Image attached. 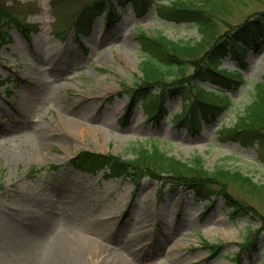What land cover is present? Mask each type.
I'll use <instances>...</instances> for the list:
<instances>
[{
	"label": "rangeland",
	"instance_id": "obj_1",
	"mask_svg": "<svg viewBox=\"0 0 264 264\" xmlns=\"http://www.w3.org/2000/svg\"><path fill=\"white\" fill-rule=\"evenodd\" d=\"M2 1L29 33L12 24L5 28L10 40L0 49V264H47L50 245L65 222L94 241L73 264H117L111 261L114 253L129 264H264V228L257 224L264 218L263 197L229 184L228 194L257 214L232 219L221 197L207 208L206 197L166 179L144 177L135 183L129 177L109 178L107 171H78L72 162L86 152L129 160L135 148L156 142L181 162L199 157L208 171L223 167L264 184V145L225 132L252 101L255 84L264 82V43L241 51V60L227 57L217 66L242 76L239 89L194 83L205 92L185 84L193 69L188 64L177 94L166 96L165 111L148 120L146 111L155 106L146 95L126 116L129 95L141 78L136 32L191 44L200 39L194 24L159 13V4L174 0H60L56 8L53 0ZM93 1H99V9ZM107 2L115 10L108 25L101 18ZM86 5L78 38L72 14ZM224 6L227 13L217 22L215 39L264 13V0H225ZM219 87L229 103L217 117L199 116L196 130L190 129V119L176 124L184 102L191 103L197 91L218 102L211 92ZM158 90L153 85L149 93ZM67 118L77 122L76 129L67 127ZM38 201L43 206L34 212ZM68 208L77 216L69 221L60 215ZM52 210L56 221L48 230L41 237L31 233ZM256 231L255 247L241 251L238 261L239 245ZM201 240L221 244L220 252L211 256Z\"/></svg>",
	"mask_w": 264,
	"mask_h": 264
},
{
	"label": "trees",
	"instance_id": "obj_2",
	"mask_svg": "<svg viewBox=\"0 0 264 264\" xmlns=\"http://www.w3.org/2000/svg\"><path fill=\"white\" fill-rule=\"evenodd\" d=\"M60 0H53V6ZM108 1V0H106ZM97 2L95 3L96 8ZM133 0H130L132 3ZM225 0H174L167 5L159 4V13L168 20L178 23H192L196 26L200 39L197 43H182L171 41L161 34L147 35L143 31H137L135 39L139 45L143 59L139 63L141 78L136 84L135 89L129 95V104L126 107V116L136 104L135 100L140 96L146 95L149 102L154 103V108H148L146 116L148 120L160 118L161 112L165 111L166 96L169 98L175 96L178 89L183 85L179 79L185 78L187 65L192 66V72L189 76L190 81L185 84H213L224 89H239L244 80L236 71L226 73L217 70L222 59L227 57L241 60V51L246 49L256 50L264 43V13L258 17L249 18L242 24L230 29V36L219 37L217 34V22L223 21L227 13L224 6ZM107 10H103L101 17L105 24L112 23L115 16V10L109 2L106 3ZM101 8V7H100ZM99 9V7L97 8ZM87 5L72 14V27L77 31L78 38L82 35L84 17L88 15ZM102 11V10H101ZM58 20L60 14L56 13ZM221 15V16H219ZM13 24V25H12ZM17 27L25 36L29 31L20 21L11 14L2 0H0V49L10 38L8 28ZM89 27V25H87ZM5 29V30H4ZM212 45L204 49V45ZM202 53V54H201ZM201 54L199 57H197ZM168 81V83H166ZM165 82V83H164ZM156 85L159 90L155 93H149L150 87ZM192 86V85H191ZM200 91H205L198 85H193ZM122 87H125L122 85ZM219 87V89H220ZM197 91L192 102H184L181 107V113L174 116L175 122L180 126L184 121L190 119V129L196 130L199 116L202 119L215 118L220 114L229 103L228 95L223 90H214L218 96V102L202 96ZM196 111H200L196 115ZM193 125V126H192ZM226 135L237 137L240 141L246 143L250 136L256 140V143L263 147L264 145V82L256 83L253 88V99L240 114L232 127L225 130ZM246 141V142H245ZM135 156L129 160H122L113 157L110 154L81 153L73 159L75 168L81 171L96 173L98 171H107L109 178L129 177L137 183L144 177L159 180H167L169 185L179 189L194 191L198 196L206 197L207 208L212 207L216 198L221 197L225 207L229 210L228 216L234 219L238 216L250 214L255 217L256 212L253 209L246 208L227 192L229 184L238 185L249 194H256L264 198V184H255L251 178L242 175L238 171H231L223 167H216L212 171L204 168L202 161L196 157L189 162H181L174 157L167 156L159 148L158 143L151 142L146 145H140L134 149ZM214 188L215 191L208 193V196L202 195L204 191ZM248 209V210H247ZM259 228H264V218L257 221ZM262 230V229H261ZM259 231L251 236L247 234L246 242L239 245L238 254L235 258L239 261V253L249 248H254L259 237ZM250 235V236H248ZM248 239V240H247ZM201 244L208 250L211 256L220 252L221 244H209L201 240Z\"/></svg>",
	"mask_w": 264,
	"mask_h": 264
},
{
	"label": "bare ground",
	"instance_id": "obj_3",
	"mask_svg": "<svg viewBox=\"0 0 264 264\" xmlns=\"http://www.w3.org/2000/svg\"><path fill=\"white\" fill-rule=\"evenodd\" d=\"M67 120L70 121V123L67 125L69 129L73 130L74 128H77V125L73 124L76 121L72 120L71 118H67ZM41 206H43V202L38 201L34 212L39 207L41 209ZM64 211H66V213ZM64 211H60V215L64 214L63 219L67 221H69V218L73 219V217H77L69 208L66 210L64 209ZM54 212L55 210L48 212V214H46V217L42 219V217L44 216L43 214L42 217L39 218L40 222L37 223L38 225L34 229H31V233L41 237V235L45 231H47L48 228L56 221V219L54 218L56 214H54ZM69 212L73 215H70ZM104 216L105 215L101 214L102 218ZM84 222H88L87 219H85ZM66 223L67 222H65V226H63V228L60 230V233L62 234H58L57 237L54 238L53 244L50 245L49 252L46 256L47 264H73L76 257L87 255L91 250V245L94 244V241L91 239V237L86 236L83 232L78 231L72 227L69 229L67 226L68 223ZM4 226L6 229L10 228L8 223H6ZM111 261L116 262L117 264H129L124 257L122 259V256L116 253L112 254Z\"/></svg>",
	"mask_w": 264,
	"mask_h": 264
}]
</instances>
